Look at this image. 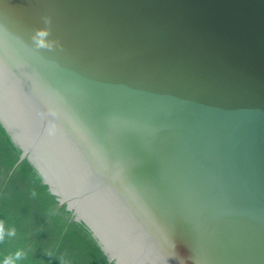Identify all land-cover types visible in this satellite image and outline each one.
I'll list each match as a JSON object with an SVG mask.
<instances>
[{
    "label": "water",
    "instance_id": "water-1",
    "mask_svg": "<svg viewBox=\"0 0 264 264\" xmlns=\"http://www.w3.org/2000/svg\"><path fill=\"white\" fill-rule=\"evenodd\" d=\"M0 125L109 263L264 264V0H0Z\"/></svg>",
    "mask_w": 264,
    "mask_h": 264
},
{
    "label": "trees",
    "instance_id": "trees-1",
    "mask_svg": "<svg viewBox=\"0 0 264 264\" xmlns=\"http://www.w3.org/2000/svg\"><path fill=\"white\" fill-rule=\"evenodd\" d=\"M19 154L0 125V221L16 229L0 241V258L19 249L24 257L17 264H113L29 163L17 164Z\"/></svg>",
    "mask_w": 264,
    "mask_h": 264
},
{
    "label": "clouds",
    "instance_id": "clouds-1",
    "mask_svg": "<svg viewBox=\"0 0 264 264\" xmlns=\"http://www.w3.org/2000/svg\"><path fill=\"white\" fill-rule=\"evenodd\" d=\"M44 23L45 25L48 23L46 17L44 18ZM43 28H47V27H43ZM54 43H56V41L52 40L51 44H49L47 47L51 49ZM15 235H16L15 227H8L6 229L4 227L3 222L0 221V241H2L5 238V236L14 237ZM23 257H24V252L18 249L11 255H6L0 258V264H17V262L20 261Z\"/></svg>",
    "mask_w": 264,
    "mask_h": 264
}]
</instances>
